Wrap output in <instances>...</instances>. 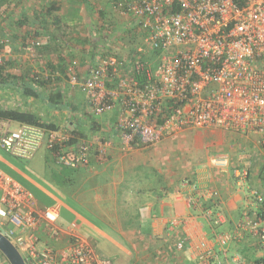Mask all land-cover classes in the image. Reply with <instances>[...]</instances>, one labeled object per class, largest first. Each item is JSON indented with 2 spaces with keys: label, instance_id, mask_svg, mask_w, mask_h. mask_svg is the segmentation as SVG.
<instances>
[{
  "label": "crops",
  "instance_id": "0c3cea01",
  "mask_svg": "<svg viewBox=\"0 0 264 264\" xmlns=\"http://www.w3.org/2000/svg\"><path fill=\"white\" fill-rule=\"evenodd\" d=\"M116 1L0 0L5 59L0 108L31 111L59 130L75 131V141L93 147L110 142L104 156L92 154L87 165L59 164L70 170L60 182L61 172L35 179L5 151L0 170L6 167L10 172L2 171L31 192L36 209L56 207V226L66 229L75 223L79 236L113 264H196L201 242L210 253L205 264H260L263 253L256 237L243 235L223 246L216 240L232 231L245 207L250 214L257 210L247 189L236 186L232 169L247 167L249 185L264 191V148L258 134L187 128L151 145L126 146L115 127L116 110L95 115L71 83L72 74L82 79L109 55L122 62V76H133L143 31L133 16L117 9ZM24 87L38 97L26 96ZM55 94L61 95L58 103L49 100ZM218 155L227 158V167L212 163ZM62 191L67 201L61 199ZM61 206L70 214L65 226L57 224Z\"/></svg>",
  "mask_w": 264,
  "mask_h": 264
},
{
  "label": "built area",
  "instance_id": "2783aa9c",
  "mask_svg": "<svg viewBox=\"0 0 264 264\" xmlns=\"http://www.w3.org/2000/svg\"><path fill=\"white\" fill-rule=\"evenodd\" d=\"M116 7L133 16L143 31L133 63L140 81L134 73L122 76V62L113 55L82 79L72 74L70 81L95 115L116 110L123 145H151L179 130L215 126L254 132L264 148V0H117ZM147 53L149 57L142 56ZM4 67L0 50V69ZM12 122L0 118V149L15 158L29 159L45 146L58 164L75 168L87 165L92 154L104 156L110 143L102 140L93 147L85 140L72 142L70 131L27 123L12 127ZM212 163L228 166L220 155ZM232 173L257 210L250 214L245 207L232 231L216 240L223 246L254 236L264 264V191L249 185L247 167H234ZM206 216L217 222L211 212ZM57 218L56 207L36 209L31 192L0 170V232L25 264H113L79 236L75 223L62 229ZM62 238L63 244L57 241ZM183 244L180 240L177 246ZM209 257L201 242L196 264Z\"/></svg>",
  "mask_w": 264,
  "mask_h": 264
},
{
  "label": "rangeland",
  "instance_id": "374dc122",
  "mask_svg": "<svg viewBox=\"0 0 264 264\" xmlns=\"http://www.w3.org/2000/svg\"><path fill=\"white\" fill-rule=\"evenodd\" d=\"M23 108H25V107H23ZM11 126L16 127L17 123L12 122ZM0 153L5 155L4 151L0 150ZM9 159L12 161V163L18 165L23 170L30 173V175L33 176L35 179L42 176V173H48L49 175H51V174L57 175L58 172H61L60 176H58L56 178L60 182L63 179H65V178H63V176L67 177L69 175V172H70V170L65 169L66 167L59 165L56 162V160L53 159L49 155L48 150L45 148V146H41L40 148H38L30 159H20V158H15V157H11V156L9 157ZM2 170L4 172L9 171V170H7L6 167H2ZM64 187L67 189L68 183H64ZM35 194L38 198H40L42 200L44 199L40 193H37L35 191ZM59 195H60L62 200H66V201L68 200L67 199L68 196L66 195V193H64V191L59 193ZM44 201L46 202L45 204H51V202L46 200V198ZM59 212H60V218H59V221L57 222V224L60 226H65V225L69 224L70 223V214L64 210L63 206L60 207ZM61 223H63V225H61ZM79 232L81 234H83V230H80ZM0 264H9L8 260L2 255L1 252H0Z\"/></svg>",
  "mask_w": 264,
  "mask_h": 264
},
{
  "label": "trees",
  "instance_id": "16d2710c",
  "mask_svg": "<svg viewBox=\"0 0 264 264\" xmlns=\"http://www.w3.org/2000/svg\"><path fill=\"white\" fill-rule=\"evenodd\" d=\"M155 53H153V55H155ZM2 72H3V69H0V76L2 75ZM134 76L137 80L140 81L141 78L138 74L134 73ZM23 92L26 94V96L38 97V94L36 93V91L29 87H24ZM49 100L51 102L58 103L61 101V95L55 94L53 96H50ZM0 118L10 119L16 123L35 124V125L49 128V129H58V127L55 124L41 121L42 119L40 117L36 116L34 113L28 110H18V109H13V108H0ZM72 134L74 136V134H77V133H75L74 131L72 132ZM73 141H75L74 138H72V142Z\"/></svg>",
  "mask_w": 264,
  "mask_h": 264
},
{
  "label": "water",
  "instance_id": "95a60500",
  "mask_svg": "<svg viewBox=\"0 0 264 264\" xmlns=\"http://www.w3.org/2000/svg\"><path fill=\"white\" fill-rule=\"evenodd\" d=\"M0 252L8 260L9 264H25L16 247L1 232H0Z\"/></svg>",
  "mask_w": 264,
  "mask_h": 264
}]
</instances>
